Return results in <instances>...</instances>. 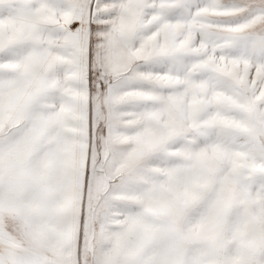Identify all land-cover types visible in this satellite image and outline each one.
I'll return each instance as SVG.
<instances>
[{"label": "snow or ice", "instance_id": "snow-or-ice-1", "mask_svg": "<svg viewBox=\"0 0 264 264\" xmlns=\"http://www.w3.org/2000/svg\"><path fill=\"white\" fill-rule=\"evenodd\" d=\"M0 264H264V0H0Z\"/></svg>", "mask_w": 264, "mask_h": 264}]
</instances>
